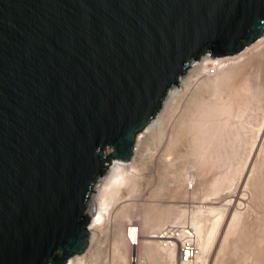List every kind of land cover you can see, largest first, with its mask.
Wrapping results in <instances>:
<instances>
[{
    "label": "water",
    "instance_id": "95a60500",
    "mask_svg": "<svg viewBox=\"0 0 264 264\" xmlns=\"http://www.w3.org/2000/svg\"><path fill=\"white\" fill-rule=\"evenodd\" d=\"M263 35L264 0H0V264L83 254L94 183L166 91Z\"/></svg>",
    "mask_w": 264,
    "mask_h": 264
},
{
    "label": "bare ground",
    "instance_id": "6f19581e",
    "mask_svg": "<svg viewBox=\"0 0 264 264\" xmlns=\"http://www.w3.org/2000/svg\"><path fill=\"white\" fill-rule=\"evenodd\" d=\"M261 38H260V40L258 39L256 42H254L253 43L254 45L251 46L252 50L254 48H256L255 49L256 55H255L254 51L251 52L249 50L250 48H246L242 53H238V54L234 55L233 57L231 56V57H226V58H220L219 59V58H209L208 56L205 55V56H202L200 59L195 60L197 62L192 61L189 64V66H188V67H191L194 71H198L197 69H199V70L201 69V70H203V72H206V69H207V67L209 65L215 66V68L217 70L220 69V68L222 70V67L224 68V66H227L226 71L225 70L223 72L221 71L222 73L221 74L219 73V75L216 76L215 78L204 79L201 82L200 87H197V88H199L197 90V92H194L195 95L193 96V98H191V100L189 99L185 103L186 106H184L183 110H181L183 112H181L179 110V112H181V114L178 115V116H180V118H177V119H179V121H177V122L181 124V125L179 124L180 125L179 127L180 128L182 127L181 131L179 130L180 128L177 129V126L175 128V125H178L177 122L174 123L175 124V125H173L174 127L173 126L171 127V131L173 130L172 128H174V130H173L174 132H175V129H177V131L179 130L178 132L176 131L177 133L175 132L177 134L176 135L177 138H178V134H179V139H176V137H175L176 144L177 143L180 144V141H182L183 144L187 145V147L190 148L189 149V150H191L190 152H192V155H194L192 157H194L195 160H196L197 169H199L201 175H204L203 177H205V179L202 181V184L207 185V186H205V188L202 187L203 190H201V188H196L197 186L194 188V192L198 191V189H199V191H201L199 193L203 192V194H205V198H206V196L207 197H209V196H220L221 195L220 193L225 194L223 192L224 191L227 192V190H225L226 189L225 187L229 184L228 182L232 179V175H234V173L237 174L240 169H243L241 167L242 166L244 167L245 163L243 164V163H238L237 162L238 163L237 166L238 165H240V166L242 165L239 168V170L233 172L234 169L237 170V168L239 166L237 168L234 167L233 171L231 169V168H233L232 166H234V165H232V160L235 161V159L237 158V154H238L237 153L238 149H236V148H237L238 145L240 147H241V145H243L242 143H239V141L240 142L242 141V139H241L242 136L239 137L238 135L240 134V132H239V131H241L240 129H244V128H241L238 125V128H239V131H238V128H236V126H237V123L239 121L238 119L241 120L242 117L244 118L243 114L246 112L245 110L248 111L249 108H247V105L250 102L253 101L252 99H255V98L257 99V96L260 95V94H258V92L261 91L260 89H262L263 87L260 88L261 85L258 84V83H257L258 84L257 85L254 82V80H253L254 78H252L253 77V73H251L250 71H247V72H245V71L243 72L242 71L243 72L242 73V72H239V70H238L240 67L237 70H235V69H232V67L228 66V65H232V63L237 61L236 59L240 60L244 54L247 55V51L248 50L251 53H253V56H251L252 54L248 51L249 56H251V58L245 56V57H247V59L245 58V60H248L250 58L249 60L251 61L252 57H253V59L255 58V60L259 56L264 57V55H263L264 52L261 53L262 50L264 51V48L263 47H262L263 49L257 48V47H261V45H264V44H262V42L264 43V35ZM257 52H260L259 56H257ZM254 55L257 56V57H255ZM242 59H244V56H243ZM257 60H258V62H257L258 63V69L260 70L259 72H261L260 75H262V73H264V58H263V60H261V59L260 60L257 59ZM228 67H231V68H228ZM246 67H247V65H246ZM254 69H256V68H254ZM258 69H256V70H258ZM215 73H217V72H215ZM256 74H258V73H256ZM192 76H195V75H190L189 74V75H186V76H181L177 80V84L176 85H172L166 91V94H165L166 96H164L165 98H163L161 107L158 110L157 114H155L154 117L150 120V122L144 127V129L139 132L140 134L137 133L138 135H136L137 137H135V141H134V145H133V149H132V156H131L130 160L128 162L113 161L112 164L110 165L111 166L110 169L107 171V173H105L104 178L102 180H100L99 185H97V191H96V193L93 196L92 207L89 208V210H88V208H86V212H85L86 215H88L89 219H90L89 224H88V229H89V232L91 234V242L92 241L94 242V240L95 241L98 240L97 237H96L95 232L98 229L101 230L102 229V225H105L104 222L107 219V217L109 216V212H110V209L112 207V204H114L113 203V201L115 199L114 197L115 196L118 197L120 194H124V191L130 189V188H128V182L130 181L129 177L131 178V175L133 176V174H131V173H134L133 171H135L134 163L136 161V158L139 157L140 155H142L143 151L145 150L144 149L145 148L144 147L145 139L152 133V131L154 129H157V127L159 128L160 125L162 127L163 124H165L166 118L169 116V113H172V115L173 114L175 115V113L177 112L176 109L179 107L180 104L178 105V107H177V105L174 107V105H172V104H174L176 101L180 100V99L176 100L178 97L181 98V95L183 96V94L185 92L184 90H187L186 89L187 86L189 87V83H190V81L192 79L191 78ZM207 76H210V75H207ZM196 77H197V75H196ZM263 78H264V76H263ZM257 79H259V78H257ZM196 81H197V79H196ZM258 89H259V91H258ZM261 92H259V93H261ZM262 99H264V98H262ZM174 100H176V101H174ZM175 104H177V102ZM253 104L252 105L250 104V105L253 106ZM248 107H249V105H248ZM255 109H258V108H255ZM255 112H256V110H255ZM249 115H251V114H249ZM261 119H263V118H261ZM234 120H235L236 123L234 122ZM243 120H241L242 123L239 121L240 123H238V124H242L243 125ZM249 120H251V119H249ZM231 121H233L235 123V125H234L235 127L234 128L231 127L232 126V124H231L232 122ZM256 121H257V119H256ZM250 122H249V124H250ZM262 123H264V122H262ZM247 124H248V122H247ZM168 125L169 124H167L166 126H168ZM244 125H243V127H244ZM163 127H165V126H163ZM251 127H253V126H251ZM226 128H228V130L231 129L230 131L231 132L233 131L234 133L232 132V134H231V132L227 131ZM224 129H226L227 132H225ZM233 129H235V130H233ZM245 129H246V127H245ZM245 129L243 130L244 132H245ZM255 129H256V127H255ZM236 130H237V132H236ZM260 130H262V129L260 128ZM246 131H248V130H246ZM180 132H181V134H180ZM235 133H236V135H235ZM242 134H244V133H242ZM174 135H171V136L173 137ZM229 135H232V136H229ZM236 136H238V137H236ZM170 137L168 138L169 139L168 141L170 143V144H168L169 147L171 145L172 146L174 145V148L175 149L177 148V150H178L180 145L179 146H178V144L176 145L175 142H173L174 141L173 140L174 137H173V139H170ZM225 137H227V139ZM231 137L234 138V139H232ZM235 137L237 138V140H236V142L233 143V140H235ZM250 137H249V139H252ZM228 138L232 139V142ZM238 138H240L241 140L238 139ZM246 138H248V137H246ZM253 138L255 139V137H253ZM181 139H183V140H181ZM256 139H257V137H256ZM170 140L171 141L173 140V141L171 142ZM178 140H180V141H178ZM168 141H167V143H168ZM260 141H261V139H260ZM262 141L264 142V140H262ZM253 142H254V140H253ZM263 142H261V143H263ZM231 144L233 145L232 148H231ZM252 144L253 143H251V145ZM234 145H237V146L234 147ZM262 145L263 144H260V147H262ZM166 146H167V144H166ZM248 146L250 147L249 144H248ZM254 146H255V144H254ZM252 147H250V148L252 149ZM172 148H171V151L173 153V151H176V150H174V148L172 150ZM229 148H231V153L228 150ZM244 148H246V147H244ZM250 148H249V150H250ZM165 149H167V151L170 150L168 148H165ZM182 149H183V147H182ZM232 150H233V153L235 151L236 154L235 153L233 154ZM259 150H260V148H259ZM261 150L262 151H260V154L259 153H257V154L262 156L259 159L263 158V160H264V154L262 155L264 148L263 149L261 148ZM244 151H245V149H244ZM169 154H170V151H169ZM234 155L236 157H234ZM250 156H249V158H250ZM261 160L260 161L257 160L256 163H258V161L261 163ZM263 160H262V163H261L260 166H256L255 167V166L251 165V167L252 166H253V168L255 167L254 170H251V172H253V173L256 172L258 167H261V169L260 168L258 169V171L260 170V172L257 171V174H259V175L256 178H254V180L252 182H250L252 184L251 185L249 184L250 186H252V188L254 190L253 193H255V196L257 197L256 199H258V202H259V203L256 202L257 204H259L258 208L260 209V217L258 216L259 218H257V219H259V231H258V227H254V228H257V230H254L252 227H250L251 225L248 226L245 223L242 224V226H241V224L239 226V222H238L239 219L236 217L237 215L235 216V215L232 214V218L230 220V223L228 224L229 225V229L227 228L228 230H226L227 231V238L224 237L225 240H223L222 241L223 243L222 244L220 243L221 246H219L220 247V249H219L220 252L224 251V254H223L224 258L220 259L219 264H244L247 260H250V259L252 260V264H253V262L255 264L256 263L257 264H264V161ZM246 163H247V161H246ZM253 163L256 164L255 162L252 161V164ZM260 163H258L256 165H259ZM229 168L231 170H229ZM241 171L242 170L239 171L240 174H241ZM200 173H198V175ZM249 178H250L249 180H251V177H249ZM200 179H202V177ZM192 182H193V180H192ZM198 183L199 182H197V185H198ZM190 185H191L190 188H193L192 184H190ZM232 186H234L233 183H232ZM227 189H229V188L227 187ZM194 197H196V196L194 195ZM202 197H203V195H202ZM251 197H253V196L251 195ZM118 198H123V196L122 197H118ZM126 199H127V197H126ZM203 199L201 198V200L203 202H205L204 200H206L207 198L204 199V200ZM182 202L184 203L185 201L182 200ZM250 202H252V201H250ZM238 205H239V203H238ZM200 207H201V205L198 207V209ZM203 208H204V210L207 213H209V215L218 213V211H216L217 209H215L211 205L203 207ZM201 211H203V209L202 210L199 209V210L193 211L192 216L188 218L189 219L188 226H191L194 229L195 235H196V238H197V242H198V245H199V248H200V251H201V254H200L199 258H198V264H206V261L209 258L206 259L207 255H205V253H207V250H209L208 248H210V246L213 244V242H212L213 238L212 237L215 236V233L217 232L216 230H218L217 228L220 225V221L222 220L223 216L221 218V215H220V212H219L220 216L217 215V216H215L217 218L214 217V220H209L210 221L209 222V227L210 228L209 227L206 228L205 222L208 223V221H206V220H204V218H202ZM245 211L247 212V209ZM207 213H206V215H207ZM223 214L224 213H222V215ZM178 215H180V214H178ZM198 215H201V216H198ZM203 215H205V214H203ZM240 215H241V213H240ZM245 215H247V213ZM170 216H171L172 221H169V222L166 221L165 223H163V221H162L161 224L158 225V226H151L150 225L149 230L154 231V232L153 233L150 232L151 234L149 236H144V235L140 234L141 235L140 242H142V244H144V245L147 244V246H148L149 244H152V243L154 244L155 243L156 247H157V250L156 249H153V250H156L157 253H160V254L166 256V259H167V261L169 260V262L173 260L174 255H175L173 247L164 248V247H162V245L159 243L158 240L150 241L147 238L154 239L155 234H158L163 229V227L166 226V224H170V226H173V227L178 226V224H179L178 227H183V225L186 224V223H182V222L178 223V221L177 222L175 221V220H178L177 218H179V217H177V213H174V214L171 213V215L170 214L168 215L167 212H166V213L161 215V217H163L164 219L166 218V220L168 218H170ZM241 217H243V216H241ZM163 218H161V219H163ZM173 219H175V220H173ZM173 221H175V222H173ZM239 221H242V220H239ZM127 223H128V221H127ZM175 224H177V225L174 226ZM250 224H253V222L250 223ZM147 226H149V225H147ZM144 237H146V239H144ZM228 237L229 238L231 237V238L229 239ZM99 243H98V246H99L98 248L102 247V246H100L101 244L99 245ZM116 244H117V242H116ZM117 245H119V244H117ZM231 246H234V248L236 247L238 249V251H235L234 249H231L232 248ZM117 248H119V247H117ZM113 251L115 252L114 249H113ZM114 252H113V254H115L117 256V260H120L123 257L121 255L122 253L121 254L119 253L121 251H117L115 253ZM141 252H142V250H141ZM156 252H155V254H157ZM143 253H144L145 257H147V255L149 256L152 253V249L150 247H147V248H145ZM85 255H87V254L85 253ZM85 255L84 256L83 255L82 256H80V255L79 256H74L73 258H71L68 261L67 264H87L86 262L88 260L85 261ZM145 257H144V259H145ZM219 257H220V255H219ZM120 261H122V260H120ZM112 262L114 263V260ZM122 262H124V261H122ZM104 263L106 264L108 262L105 261ZM250 263H251V261H250ZM151 264H152V262H151Z\"/></svg>",
    "mask_w": 264,
    "mask_h": 264
},
{
    "label": "rangeland",
    "instance_id": "374dc122",
    "mask_svg": "<svg viewBox=\"0 0 264 264\" xmlns=\"http://www.w3.org/2000/svg\"><path fill=\"white\" fill-rule=\"evenodd\" d=\"M262 44H264V43L262 42ZM252 45H254V44H252ZM252 45H250V46H248L246 48H250L249 50L251 52L254 51V53H255V49L256 48H254L252 50L251 49ZM262 47L264 48V45H261V47H257V48L263 49ZM248 51H247V55L246 54L243 55L244 59H242L243 58V56H242V58L240 60L236 59L237 61L232 63V65H228V66H231L232 69H235V70H237L240 67L238 69L239 72L250 71L251 73H253V77L252 78H254L253 79L254 82L256 84L257 83L260 84L261 85V86L259 85L260 88L263 87L262 89H260L262 92L259 91V89H258V91L261 92V93L258 92V94H260L261 96L260 95L257 96V99L255 98L256 100L252 99L253 101L251 100L252 102H250L248 104L249 107L247 105V108H249V109L251 107L252 108L250 110L248 109V111L245 110L246 112L243 114L244 118L241 116L242 117L241 120L244 119L243 120V125L245 124L244 127H243L242 124H238V123L241 122V120L238 119L240 121L239 122L235 118L238 121L236 128H238V125H239V127L244 128V129L246 127V129H245V132H244L243 131L244 129H240L241 131H239V128H238V131L241 134V135L239 134L238 136L239 137L242 136L241 137L242 141L241 142L239 141V143H242L243 145L240 144L241 147L239 145L238 146L234 145V147L237 146L236 149H238L237 153L239 155L237 154V158L236 159L234 158L235 161L232 160V165H234V166H232L233 168H231V167L230 168L233 171L234 167L237 168L239 166L237 168V170L234 169L233 172H235V171H238L239 168L242 166V165L241 166L240 165L237 166L238 163H243V164L245 163L246 165L244 164V167L243 166L241 167L243 169H240V170H242L241 174L239 173V171H240L239 170L238 173L240 175L238 173L237 174L234 173V175H232V179L228 182L229 184L225 187L226 188L225 190H227V192L226 191L223 192L225 194L220 193L221 194V195L219 194L220 196H209V197L206 196V198H207L206 199L205 198V194H203V192L199 193V192H201V191H199V189H198V191L194 192V188L196 186H197L196 188H201V190H203L202 187L205 188V186H207V185L202 184V181L205 179V177H203L204 175H201L200 170L197 169L196 160H195L194 157H192L194 155H192V152H190L191 151V150H189L190 148L187 147V145L183 144L182 141L178 140V141H180V144L177 143L178 146L180 145L178 150H177V148L176 149L174 148V145L170 146L171 148L173 147L174 150H176V151H173V153H172L171 148L168 145V144H170L169 141H168L169 140L168 138L171 135L175 134L173 136L174 139H173L172 136H171L172 138L170 137V139L174 140V141L172 140L173 142L176 141L175 137H176V139H179V134H178V138H177V136H176L177 134L176 133L179 130L181 131L182 127L180 128L179 126L181 124L177 122V121H179V119H177V118H180V116H178V115H180L181 112H183L181 110H183L184 106H186L185 103L189 99L191 100V98H193V96L195 95L194 92H197V90L199 89L197 87H200V84H201V82L204 79L215 78L216 76L219 75V73L221 74L224 70L226 71V69H227V66H224V68L222 67V70H221V68L216 70L215 72H217V73H213L210 76H207L206 72H203V70H201V69L200 70L197 69L198 71H194L191 67H188L187 71L182 76H186V75H189V74L190 75H195V76L191 77L192 78L191 81H190L191 84L189 83V87L190 88L187 86V88H186L187 90H184L185 92H184L183 96L181 95V98L178 97L176 99V100H178V99H180V100H178V101L174 100V101L177 102V104H175L176 102L174 104H172V105H174V107L176 105H177V107H178L179 104L180 105H179L178 108L176 107L177 108L176 109L177 112L176 113L174 112L175 115L174 114L172 115V113H169V116L166 118L165 124L166 125L169 124V125L166 126L165 124H163V126H165V127L162 126L163 128L160 125L159 128L157 127V129H154L152 131V133L145 139V145H144V147H145L144 149L145 150L143 151L142 155H140L141 157L139 156V157L136 158V161L134 163L135 171H133L134 173H131V174H133V176L130 174L132 179L129 177V180H130L129 182L130 183L128 182V188H130V189L124 191V194H120L118 196V197H122L123 196V198H118L117 196L114 197L115 198L114 201H113L114 204H112V207L110 209L109 216L107 217L108 220L107 219H106L107 221L105 220V222H104L105 225H102V229L101 230L98 229L95 232L96 237H97L98 240L97 241L94 240V242L93 241L91 242V234H90V239H89L88 245H87L84 253L82 254L83 256L85 255V253L87 254V255H85V261L88 260L86 262L87 264H105L104 263L105 261L108 262L106 264H130L128 262V260H127L129 249H128L126 243H125V239L123 238L124 237V229H125V225L127 224V221L135 223L139 227L140 234H142L144 236H149L151 234L150 232H152V233L154 232V231L149 230L150 225L151 226H158V225L161 224L162 221H163V223H165L166 221H168V222L172 221L171 216L167 220H166V218L164 219L163 217H161V215L166 213V212H167L168 215L169 214L171 215V213H173V214L177 213V217H179V218H177V217L176 218L178 220H175V219H173V220H175L176 222L178 221V223L182 222V223H186L188 225V223H189V219L188 218L192 216L193 211H196V210H199V209H201V210L203 209V211H201L202 218H204V220L208 221V223L205 222L206 228L209 227V222H210L209 220H214V217L219 215V212H220L221 218H222V216H223V218L220 221V225L217 228L218 230H216L217 232L215 233V236L212 237L213 238L212 239L213 240L212 241L213 244L210 246L211 249L208 248L209 250H207V253H205V255H207L206 259L209 258L206 261V264H212V263L213 264H219L220 259L224 258V256H223L224 251L220 252V250H219L220 247L219 246H221V244L223 243L222 241L225 240V238H227V231L226 230L229 229V225L228 224L230 223V220L232 218V214L235 215V216L237 215L236 217L239 220H242V221L238 220L239 226H240V224L242 226V224L245 223L248 226L251 225L250 227H252L254 230H257V228H254V227H258V231H259V219H257V218L260 217V209L258 208L259 204H257L259 202H258V199H256L257 197L255 196V193H253L254 190H253L252 186H250L252 184L250 182H252L254 180V178H256L259 175V174H257V171H258L259 168L261 169V167H258L256 172L254 171L255 173L251 172V170H254V168L256 166H260L261 163H262V160H263V158H261L262 160L259 159L260 157H262L259 154H260V151H262L261 148L262 149L264 148V146H263L264 142L262 141V140H264V123H262V122H264V114H263L264 113L263 112L264 111V99H262V98H264V78H263V76H264L263 74L264 73H262V75H260L261 72H259L260 70L258 69V63H257L258 60L257 59L263 60L264 57L259 56L260 55L259 53L261 52L260 51V52H257V56H259V57L255 56L256 55V53H255L254 56L257 57V59L255 60V58L253 59V57H252L253 60L251 59V61H250L249 59L251 58V56H253V53H251L249 51L252 54L251 56H249ZM263 52L264 51L262 50L261 53H263ZM263 55H264V53H263ZM245 56L250 57V58L248 60H245V58L247 59V57H245ZM227 57H231V56H227ZM220 58H226V57H219V59ZM195 62H197V61H195ZM246 65H247V67H246ZM231 67H228V68H231ZM254 68H256L258 70L254 69ZM256 73H258V74H256ZM196 75H197V77H196ZM257 78H259V79H257ZM196 79H197V81H196ZM250 104L251 105L253 104V106H251ZM255 108H258L259 110L255 109ZM179 110L181 112H179ZM255 110H256V112H255ZM249 114H251V115H249ZM261 118H263V119H261ZM249 119H251V120H249ZM256 119H257V121H256ZM176 122H177L178 125L174 124ZM231 122H232L231 123L232 124L231 127L234 128L235 127L234 125H235L236 122H235V120H234L235 123L233 121H231ZM247 122H248V124L250 122V124L248 125ZM173 125H175V128L177 126V129L180 128L178 131H177V129H175V132L177 131L176 133L173 131L174 128H172L173 130L171 131V127ZM251 126H253V127H251ZM254 126L256 127V129H255ZM260 128L262 130H260ZM226 129H227V131L231 130V129L228 130V128H226ZM226 129H224L225 132H227ZM235 129H233V130H235ZM246 130H248V131H246ZM232 132H231V134H232ZM236 132H237V130H236ZM242 133H244V134H242ZM138 134H140V133H138ZM180 134H181V132H180ZM235 135H236V133H235ZM229 136H232V135H229ZM238 136H236V137H238ZM236 137H235V140H233V143L236 142V140H237ZM246 137H248V138H246ZM249 137L252 138V139H249ZM253 137H255V139ZM256 137H257V139H256ZM225 138L227 139V137H225ZM228 139L231 140V142H232V139H234V138H232V139L228 138ZM238 139H240V138H238ZM260 139H261V141H260ZM181 140H183V139H181ZM253 140H254V142H253ZM167 141H168V143H167ZM250 142L253 143V144L251 145ZM261 142H263V143H261ZM166 144H167V146H166ZM175 144H176V142H175ZM248 144L250 145V147L253 146L252 149L248 146ZM254 144H255V146H254ZM260 144H263L262 147H260ZM182 147H183V149H182ZM232 147H233V145L231 144V148ZM244 147H246V148H244ZM165 148H168L170 150L167 151V149H165ZM173 148H172V150H173ZM231 148L228 149L230 153H231ZM249 148H250V150H249ZM259 148H260V150H259ZM244 149H245V151H244ZM233 150H232V153H233ZM169 151H170V154H169ZM234 153L236 154L235 151H234ZM257 153H259V154H257ZM263 154H264V150H263L262 155ZM249 156H250V158H249ZM234 157H236V156L234 155ZM245 160L247 161V163H246ZM257 160H259V161L261 160V163L258 161V163H260L259 165H256V164H258V163H256ZM252 161L255 162L256 164H254V163L252 164ZM251 165H253L255 167L253 168V166L251 167ZM230 168H229V170H231ZM108 170H106L105 172L107 173ZM105 172H104V175L101 178H99L94 183V187H93V190H92V192L90 194L89 201H88V203L86 205V208H88V210H89V208L92 207L93 196H94V194L97 191V185H99L100 180H102L104 178ZM258 172H260V170ZM198 173H200L199 174L200 176L198 175ZM201 177H202V179H200ZM249 177H251V180H249L250 179ZM192 180H193V182H192ZM197 182H199L198 185H197ZM231 182L233 183L234 186H232ZM190 184H192L193 188H190V186H191ZM227 187L229 189H227ZM194 195L196 197H194ZM202 195H203V197H202ZM251 195L253 197H251ZM126 197H127V199H126ZM201 198L202 199L204 198L207 201L203 199L205 201V202H203L201 200ZM182 200L185 201V202L183 203ZM250 201H252V202H250ZM227 203L228 204L230 203V204L228 205ZM238 203H239V205H238ZM200 205H201V207L198 209V207ZM205 205L206 206L211 205L212 207L217 209L216 211H218V213L209 215V213H207L204 210V208H203V207H206ZM246 209H247V212L245 211ZM202 213L205 214V215H203ZM206 213H207V215H206ZM222 213H224L225 215L224 214L222 215ZM240 213H241V215H240ZM246 213H247V215H245ZM178 214H180V215H178ZM201 215H198V216H201ZM241 216H243V217H241ZM160 217L163 218V219H161ZM215 218H217V217H215ZM175 221H173V222H175ZM252 222H253V224H250ZM186 224H184V225H186ZM147 225H149V226H147ZM169 225L170 224H166V226H169ZM176 225L177 224H175L174 226H176ZM178 226H179V224H178ZM178 226H176V227H178ZM140 237H141V235H140ZM144 239H146V237H144ZM147 239L150 240V241L155 240V239H149V238H147ZM116 242L119 245H117ZM98 243H99V245L101 244L100 246H102V247L98 248L99 247ZM117 247H119V248H117ZM147 247H150L152 249V253L153 252L154 253L153 254L151 253L149 256L147 255V257H145L143 252H144L145 248H147ZM231 247H232L231 249H234L235 251H238V249L236 247L235 248H234V246H231ZM112 248L115 250V252L121 251L119 253L120 254L122 253L121 255L123 257L120 260H122L124 262H122L120 260H117V256L115 254H113L114 251H113ZM153 249L157 250V247H156L155 243L154 244L153 243L149 244L147 246V244L144 245V244H142V242H140V245H139L140 259H139L138 264H151V262H152V264H169V260L167 261L166 256H164V255H162L160 253H157L156 250H153ZM141 250H142V252H141ZM155 252L157 254H155ZM82 255H80V256H82ZM219 255H220V257H219ZM144 257H145V259H144ZM111 258L114 260V263L112 262L113 260ZM250 261H251V263H250ZM245 263L246 264L247 263L248 264H252V260L251 259L247 260ZM197 264H198V262H197ZM253 264H255V263L253 262Z\"/></svg>",
    "mask_w": 264,
    "mask_h": 264
},
{
    "label": "built area",
    "instance_id": "2783aa9c",
    "mask_svg": "<svg viewBox=\"0 0 264 264\" xmlns=\"http://www.w3.org/2000/svg\"><path fill=\"white\" fill-rule=\"evenodd\" d=\"M206 56L209 57L208 54ZM216 70L215 66L209 65L206 74L211 75ZM124 239L129 249L128 262L138 264L140 259V230L135 223L128 222L125 225ZM154 239L158 240L164 248L173 247L175 255L169 264H197L201 251L195 231L191 226L184 225L178 228L170 225L165 226L158 234H155Z\"/></svg>",
    "mask_w": 264,
    "mask_h": 264
}]
</instances>
